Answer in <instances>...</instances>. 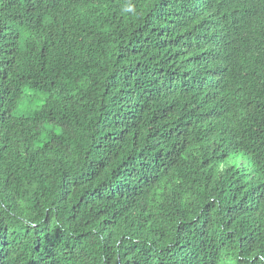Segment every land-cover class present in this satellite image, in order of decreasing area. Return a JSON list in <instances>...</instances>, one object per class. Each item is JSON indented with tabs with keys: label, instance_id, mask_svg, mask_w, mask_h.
<instances>
[{
	"label": "trees",
	"instance_id": "1",
	"mask_svg": "<svg viewBox=\"0 0 264 264\" xmlns=\"http://www.w3.org/2000/svg\"><path fill=\"white\" fill-rule=\"evenodd\" d=\"M0 264H264V0H0Z\"/></svg>",
	"mask_w": 264,
	"mask_h": 264
},
{
	"label": "rangeland",
	"instance_id": "2",
	"mask_svg": "<svg viewBox=\"0 0 264 264\" xmlns=\"http://www.w3.org/2000/svg\"><path fill=\"white\" fill-rule=\"evenodd\" d=\"M39 104L38 99L34 97H24L17 105L16 112L18 114H28Z\"/></svg>",
	"mask_w": 264,
	"mask_h": 264
}]
</instances>
